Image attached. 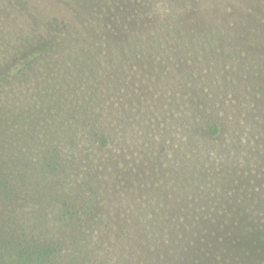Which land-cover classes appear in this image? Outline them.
Returning a JSON list of instances; mask_svg holds the SVG:
<instances>
[{"label": "rangeland", "instance_id": "1", "mask_svg": "<svg viewBox=\"0 0 264 264\" xmlns=\"http://www.w3.org/2000/svg\"><path fill=\"white\" fill-rule=\"evenodd\" d=\"M25 1L0 0L3 68L51 43L0 82V241L52 242L55 264H264V242L231 248L264 237V0H37L62 10L46 21Z\"/></svg>", "mask_w": 264, "mask_h": 264}, {"label": "trees", "instance_id": "2", "mask_svg": "<svg viewBox=\"0 0 264 264\" xmlns=\"http://www.w3.org/2000/svg\"><path fill=\"white\" fill-rule=\"evenodd\" d=\"M48 3H42L41 1L38 3L37 0L25 1L27 7L34 4V7L39 11V18L43 21L48 20L49 18L47 17L49 16H53V20H59V14L62 11L61 8L53 3ZM46 38L47 39H40L38 41L32 39L29 40L28 44L25 46H32L31 49L27 51L23 48L21 52L12 57L11 63L4 66V68L0 62V82L4 81L8 74H21L24 72L26 66L31 65L43 56L51 43L48 37ZM205 130L208 134L216 135L220 131V124L216 121L210 120L205 123ZM95 137L97 142L101 145L108 144V135L105 133L101 132L100 134H96ZM44 163L48 165L50 164V160L46 161V159H44ZM63 206H65L63 212H68L69 204L63 202ZM250 229H243V234H246V240H241V234L232 239V249H236L240 252L243 251L246 254H250L260 249L262 242H264V237L254 235ZM5 251H7V254H5ZM56 251V246L47 240H41L37 237L20 238L19 236L14 235L12 238H9V241H0V264H55L54 258L57 255Z\"/></svg>", "mask_w": 264, "mask_h": 264}]
</instances>
